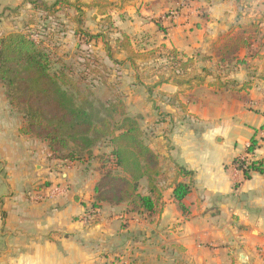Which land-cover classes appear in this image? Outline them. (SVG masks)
I'll return each mask as SVG.
<instances>
[{"label":"crops","instance_id":"obj_1","mask_svg":"<svg viewBox=\"0 0 264 264\" xmlns=\"http://www.w3.org/2000/svg\"><path fill=\"white\" fill-rule=\"evenodd\" d=\"M24 1L37 9L31 2L52 6L61 1L58 10L67 3L99 19L112 16L121 37H128L127 49L118 44L127 55L124 67L106 53L90 67L97 69L94 83L107 86L110 101L124 102L158 155L162 200L152 221L128 204L94 207L99 171L88 164L83 170L76 163L65 166L52 158L46 142L21 135L24 119L16 118L0 84V264H264V176L252 173L246 180L234 163H264V22L257 21L262 40L252 51L242 49L238 62L222 67L216 48L234 30V0H206L202 7L209 21L198 18L199 4L155 20L172 7H163L161 0L147 8L153 15L145 14L137 0H0V6ZM135 43L148 50L138 52ZM156 49L166 51L168 63L169 52L176 50L178 60L193 59V65L180 79L169 67V74H152L153 84L136 81L128 55ZM254 52L258 55L251 58ZM195 78L204 83L188 85ZM217 81L224 87L212 86ZM243 128L251 138L240 149L236 131ZM252 138L258 147L249 154ZM57 168H62L61 181ZM40 179L54 186L64 182L70 193L29 200L25 192L38 187ZM177 183L191 186L183 201L186 213L173 197ZM140 192L148 195L145 179Z\"/></svg>","mask_w":264,"mask_h":264},{"label":"trees","instance_id":"obj_2","mask_svg":"<svg viewBox=\"0 0 264 264\" xmlns=\"http://www.w3.org/2000/svg\"><path fill=\"white\" fill-rule=\"evenodd\" d=\"M44 12L56 9L61 1L52 6L42 2H31ZM240 32H230L216 48L219 65L229 67L238 62L242 49L252 51L253 44L262 40L259 22H251ZM120 46H129V39L122 36ZM121 41V40H120ZM251 58L258 54H249ZM169 65L179 79L193 65V59L178 60L179 53L171 50ZM49 53L40 42L26 33L14 32L0 38V84L13 109L23 115L24 125L20 130L29 136L46 142L52 156L62 160L81 159L93 156V150L102 142L111 147L109 154L97 157L100 179L96 184L95 204L106 203L112 206L128 204L133 213L146 215L152 221L161 205L162 192L157 179L162 175L158 155L145 143L144 133L137 119L127 114L124 102L118 100L107 104L103 109L94 102L65 72L54 73ZM178 83L182 84L179 80ZM188 85H201L203 79H191ZM212 86L223 88L220 81ZM258 147L252 138L247 148L253 154ZM238 170L246 180L252 173L264 176V163L235 160ZM185 175L192 172L181 170ZM147 181L148 195L140 192L141 181ZM191 191L186 183H177L173 197L182 212L187 209L184 199Z\"/></svg>","mask_w":264,"mask_h":264},{"label":"rangeland","instance_id":"obj_3","mask_svg":"<svg viewBox=\"0 0 264 264\" xmlns=\"http://www.w3.org/2000/svg\"><path fill=\"white\" fill-rule=\"evenodd\" d=\"M202 1L203 0H161L160 3L163 7L166 5L172 7H168L167 10H164L155 20L162 21V18L167 19L172 17V13H177L179 16L183 7L194 10L199 4L202 9L196 10L198 18L209 21L210 18L209 14L206 12V7H202L203 4L206 3V0H204L203 3ZM234 2L236 3V21L232 24V27H234V30L236 29V32H240V26L245 27L251 21L264 22V0H234ZM137 3L144 5L146 10L144 12L145 14L153 15L152 13H154V10L147 9L150 8L153 3L152 0H137ZM109 9L106 10V13L111 11V8ZM156 13L159 14V10H157ZM92 14V11L89 12L81 9L74 10L72 5L67 3H63L59 10L54 9L48 13L44 12L42 9L32 8L25 3V1L17 7L0 6V38L10 33L22 32L40 42L51 57L53 62L52 71L54 73L65 72L67 76L78 85L80 91L94 102L97 108L103 109L107 104L114 101L109 100L110 95L107 92V86L94 83L98 74L93 75V71L97 69H91V62L93 60L97 61L100 59L99 56L101 54L106 53L107 56L112 59V62L120 67H124L126 63L124 58L127 55L122 53V49L118 46V43H116L117 38L122 39L123 37H121L120 30L116 28L113 21H111L112 16L99 19L98 17L92 16ZM150 15L148 18L151 17ZM162 28V26H159V29ZM134 48L138 52L142 49L148 50V47L141 46V44H136ZM165 52L161 50L159 53V50L156 49L152 52L149 51V53H138L139 55L132 53L128 55L130 67L136 74L133 75V78L135 77L136 81L140 83L144 80L145 82H151V84H153L152 74L158 73V71L166 73L168 69H171L168 65V59L165 58ZM80 58L82 60H80ZM224 69L226 70V68ZM89 70L92 72V76ZM191 70L192 73H194L197 70L196 65L193 66ZM167 73L169 74V71ZM228 82L230 85L236 84V81L230 80ZM13 111L15 112L16 118H24L18 109H13ZM241 111L244 110L241 109ZM127 114H129L128 111ZM211 117L215 118L216 114L211 113ZM133 118L136 119L137 117L134 116ZM236 118L248 117L237 116ZM250 138L251 135L246 129L243 128L242 131H236V141L239 142L240 149L243 148L241 142ZM110 152L111 147L108 142H102L94 148L92 157H86V155H84V158L81 159L62 160L59 155H56L57 158L54 156H52V158L59 162H66L65 166L76 163L83 170L88 164L90 167L89 169L95 168V170L99 171V161L97 157L109 154ZM57 174V179L61 181L62 168H57ZM53 186L54 184L50 181L47 182L45 179H40L38 187L25 193L29 200H33V196L41 197ZM57 186L68 188V192L70 193L71 189L68 184L59 182ZM141 191H144V188H142ZM38 201L40 202V200ZM149 264H151V262Z\"/></svg>","mask_w":264,"mask_h":264},{"label":"built area","instance_id":"obj_4","mask_svg":"<svg viewBox=\"0 0 264 264\" xmlns=\"http://www.w3.org/2000/svg\"><path fill=\"white\" fill-rule=\"evenodd\" d=\"M244 161V160H241ZM248 165V164H247ZM68 193V188L66 187H59V186H53L51 189L47 190L45 195H42L41 197H32L34 201L41 200L42 197L48 196L49 198L54 196V197H59V196H64Z\"/></svg>","mask_w":264,"mask_h":264}]
</instances>
